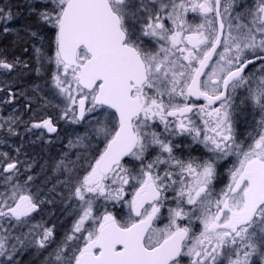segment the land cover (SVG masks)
Segmentation results:
<instances>
[{"label":"snow or ice","instance_id":"obj_1","mask_svg":"<svg viewBox=\"0 0 264 264\" xmlns=\"http://www.w3.org/2000/svg\"><path fill=\"white\" fill-rule=\"evenodd\" d=\"M26 7L53 31L54 56L33 44L35 68L0 55V70L40 75L54 63L59 118L87 124L69 140L80 149L75 158L66 152L54 165L80 214L42 264H264V0H27ZM17 15L0 7L4 34ZM0 93V105L24 97L32 107L28 90L14 83L0 84ZM246 107L251 143L237 136ZM18 123L14 109L0 117V130L20 135ZM33 129L57 132L53 117L25 132ZM184 134L193 142L185 147L202 145L201 155L178 154L175 138ZM15 151L0 152V264H19L18 253H39L55 240L54 227L42 224L12 235L45 203L29 189L33 164ZM222 166L228 180L217 190Z\"/></svg>","mask_w":264,"mask_h":264},{"label":"flooded vegetation","instance_id":"obj_2","mask_svg":"<svg viewBox=\"0 0 264 264\" xmlns=\"http://www.w3.org/2000/svg\"><path fill=\"white\" fill-rule=\"evenodd\" d=\"M248 2L251 3L252 0H248ZM26 4L27 0H0V7L9 5L12 7L14 12L18 13L14 20L7 22L8 27L13 30L8 34L3 33L5 22L0 21V55H6L9 60H12L14 57H20L21 60L28 61L30 66L35 68L36 64L33 59L34 53L32 45L35 44L36 46L42 47L46 55L54 56V35L50 28L39 23L37 17L27 10ZM189 20L199 22L200 17L196 14L189 13ZM28 29L36 31L38 36L35 38L30 37ZM17 33L20 38L29 39V47L25 45L22 49L14 48V39L17 37ZM40 37H43V39L41 40ZM25 48H27V51H24ZM249 67L251 68V66ZM54 71V63H45L40 75H37L34 71H22L19 74H6L4 70H0V84L3 82H9L16 84L21 89H27L32 105L31 109H27L25 107L26 99L24 97H19L14 104L6 106L0 105V117H6L12 114L15 109L16 114L20 115L22 121H24V123H18L16 125V131L19 132L20 135L9 136L6 132L0 130V152L3 151L13 154V150L20 147V153L22 155L19 160L26 159L28 163H32V169L34 166L38 168H45L48 165H54L55 162L67 152L69 140L74 141L76 136L83 135L87 130H85L84 125L80 124L71 123L67 125L68 127H65L67 131H65L62 126L61 118H59L60 111L59 108L56 107V105H60L62 107V102L60 101L59 94L53 86L51 80V76ZM246 71L248 70L246 69ZM33 85H39V91L34 92L32 90ZM243 94V90H239L238 95L242 96ZM3 95V93H0V97ZM197 103H205V101L200 100L197 101ZM47 117L54 118V123L58 127L57 133H48L46 129H33L31 132H25L26 126L30 127L31 123L39 122L42 118ZM197 124H201V121L197 120ZM253 127L254 120L252 116V109L251 107H246L244 114L239 117V122L236 125L238 139L244 141L245 143H251V139L248 138V134L252 131ZM41 133H43L42 138H40ZM175 142L182 145V147L178 149V154L186 156L188 155V152L191 151L192 155L198 156L203 152L202 145H195L191 147V149L189 147H185L193 145L191 136L188 134L176 137ZM97 144L100 145L99 148L102 150L103 144ZM72 149H74L72 151V155L73 158H75L74 154L77 151H80V149L76 152L74 151L77 148ZM92 153L95 154V149L92 150ZM31 172L32 170L27 174H31ZM222 173L223 174L217 181V190L222 188L227 183V166H222ZM41 176H43V173ZM24 179V176L20 177L22 183ZM29 189L32 194H38L39 198L43 199L45 194L41 186H32ZM169 195L172 194L170 193ZM42 208L43 207L41 205L37 212L32 213L30 218L31 221H42L47 223L48 218L46 215L48 210L45 209L43 213ZM120 210L121 209L118 207L117 211L119 212ZM122 211L125 215L127 214L126 206L122 207ZM165 223H167L166 211L165 218L159 222V226L162 227ZM5 227H10V225L6 224ZM54 242L57 243L59 241L55 239ZM55 246L56 245H54V247ZM33 250L34 249L18 253L17 256L20 257L25 254L23 256V260L25 262H19V264H41L39 260H42L47 255L46 252H39L37 254L36 251ZM27 259L29 260L27 261Z\"/></svg>","mask_w":264,"mask_h":264},{"label":"trees","instance_id":"obj_3","mask_svg":"<svg viewBox=\"0 0 264 264\" xmlns=\"http://www.w3.org/2000/svg\"><path fill=\"white\" fill-rule=\"evenodd\" d=\"M25 45L29 47V39L20 37H16L14 39L15 49H22ZM99 147L100 145L97 144V149H100ZM97 149H95V153ZM48 166L49 168H38L34 166L35 170L33 173H31V175L37 176L35 179V187L41 186L45 194L43 197L45 203L42 205V211L44 213L45 209L48 210L46 216L50 219L49 222H51L49 226L54 227V237L56 240H63L62 233L64 234L67 231L69 225H71L70 221H68L69 217L67 216V211L71 209V207L74 209L77 206L71 202H68L70 199L69 193L71 190V185L64 187L65 191L59 187V184L56 183V178L50 175V172L52 171V165ZM42 173L43 176H41ZM66 198H68L67 202L65 201ZM49 200L52 202H48ZM62 215L66 218H63Z\"/></svg>","mask_w":264,"mask_h":264},{"label":"rangeland","instance_id":"obj_4","mask_svg":"<svg viewBox=\"0 0 264 264\" xmlns=\"http://www.w3.org/2000/svg\"><path fill=\"white\" fill-rule=\"evenodd\" d=\"M57 90V89H56ZM57 92H58V90H57ZM59 97H60V101L62 102V106H63V102H64V98L62 97V96H60L59 95ZM246 112H249V111H246ZM86 119H87V117H86ZM33 122H34V120H33ZM61 123H62V126L64 127V129H65V131H67L66 130V128L65 127H68L67 125H69V124H71V122H69V121H67V120H65V119H62L61 118ZM80 125H84V128H85V130L87 129V124H86V122H81L80 123ZM64 131V132H65ZM74 149H70L69 147H68V149H67V152L68 153H70V154H72V151H73ZM77 150H79V149H75V151L74 152H76ZM1 152H3V151H1ZM10 154V153H9ZM11 156H17V153H16V151L15 150H13V154H10ZM21 153H19V159H21ZM21 161H25V162H27L28 163V161L26 160V159H22ZM55 165V164H54ZM54 165H52V171L50 172V175L52 176V177H54V178H56V183L57 184H59V187H61L62 189H64V187H66V186H68V185H66L65 183L63 184V181H65L66 179H67V177L65 176V175H60L58 172H56L55 170H54ZM87 166H85V168H86ZM46 168H49V166H46ZM31 170H32V172H33V170H35V168H31ZM30 170V171H31ZM79 171V175L82 177L83 175H85L86 174V171L84 170V169H79L78 170ZM31 172V173H32ZM34 177V180L33 181H31L29 184V188L30 187H34L35 186V184H36V182H35V179L37 178V176H33ZM64 191H65V189H64ZM70 193H71V190H70ZM70 193H69V196H70V199L68 200V198H66L65 199V201L67 202V200H68V202L70 203H73V204H75V206H77V207H75L74 209H72V207H71V209H69L68 211H67V216L69 217L68 218V221H70V223H71V225H69V227L67 228V231L63 234L62 233V236H63V238L65 237V235L67 234V233H69L70 232V230L72 229V225H73V223L75 222V220L78 218V215L80 214V209H79V207H78V204L79 203H81L80 201H78V198H75V197H73V196H71L70 195ZM102 203H104L103 201H102V199L101 200H99V201H97L96 202V204H97V206H99L100 204H102ZM126 210H127V212H128V209H127V207H126ZM95 211H96V209H95V207H94V214H95ZM61 216V215H60ZM62 217L63 218H66L65 216H63L62 215ZM49 218L47 219V223H45V222H42V221H31L30 220V223H29V225H26V226H23V227H16L13 231H12V235L13 236H16V235H19L21 232H28L29 231V229L30 228H33V226L34 225H37V224H42V225H44L45 227H50L49 225L51 224V222H49ZM33 230L34 231H40V229L39 228H33ZM0 234H2V233H0ZM60 240V239H59ZM61 241V240H60ZM11 242H14V241H11ZM54 243H56V242H53V244ZM52 248H54V246L53 245H51L47 250H43V251H41V252H46V254H47V252L48 251H51V249ZM32 249H34L33 251H36V253L38 254V252H37V249H36V247H31V248H28V249H26V250H24V252H26V251H28V250H32ZM25 255V254H24ZM24 255H22L21 257L20 256H16L15 257V259L17 260V261H19V262H21V263H23V262H25L24 260H23V256ZM36 257V256H35ZM29 259H27V261H28ZM44 260V258L42 259V260H39V262L42 264V261ZM26 261V262H27ZM32 263H33V261H32ZM28 264H30V263H28Z\"/></svg>","mask_w":264,"mask_h":264},{"label":"water","instance_id":"obj_5","mask_svg":"<svg viewBox=\"0 0 264 264\" xmlns=\"http://www.w3.org/2000/svg\"><path fill=\"white\" fill-rule=\"evenodd\" d=\"M57 127V126H56ZM57 130H58V127H57ZM55 133H57V132H55ZM55 133H53V134H55Z\"/></svg>","mask_w":264,"mask_h":264}]
</instances>
